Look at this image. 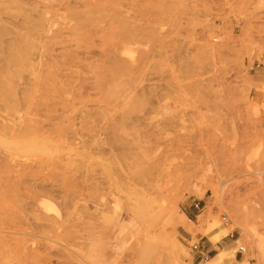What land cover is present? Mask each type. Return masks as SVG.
Segmentation results:
<instances>
[{"label": "rangeland", "instance_id": "1", "mask_svg": "<svg viewBox=\"0 0 264 264\" xmlns=\"http://www.w3.org/2000/svg\"><path fill=\"white\" fill-rule=\"evenodd\" d=\"M0 12L7 43L16 22L29 35L0 69L30 96L0 104V126L21 131L0 136V264H206L192 246L232 234L224 262L264 264V0Z\"/></svg>", "mask_w": 264, "mask_h": 264}, {"label": "bare ground", "instance_id": "2", "mask_svg": "<svg viewBox=\"0 0 264 264\" xmlns=\"http://www.w3.org/2000/svg\"><path fill=\"white\" fill-rule=\"evenodd\" d=\"M14 28L15 29L17 28L19 31H17V33H16V39H14L15 42L13 44L12 43H7V41L4 40V38L7 37L8 30H6V28H2L0 30V48L4 50L5 47H6V50L12 52L10 54L11 57L14 56L13 59H10L9 56H8V58L4 57L3 59L0 60V63H5L6 64L7 69L8 68L11 69V68H14V67L16 68L18 65H20L25 60V57H26V54L24 53V50H25V47H26L25 45H27V40L29 38V35L20 32L22 29L25 30V26L22 23L16 22L15 25H14ZM5 69H6V67H5ZM0 70L2 72V73H0L1 74L0 75V104L2 105L4 110H7L9 103H13L15 101L18 102L19 99H21V100L23 99L26 103H28L27 101L30 99L29 98L30 96L28 98H26L27 97L26 94L23 93L21 91V89H18V87L20 85V82L22 81V76L18 75V70H15L13 72V75L5 74L4 72L6 70L3 72L4 69H0ZM54 75H57V74L54 73ZM20 94H21V96H19ZM32 102L35 103L33 101V99H32ZM35 105H36V107L38 109L39 105L38 104H35ZM32 126L33 127H31V126L29 127L30 128L29 130H31L32 134L38 135L40 133H42V134L43 133H45V134L47 133V132H44L45 131V127H44L43 124H42V127H40L38 125V122H34ZM8 130L9 129H6V128L0 126V136H4V137L5 136H9V135L13 136L14 134L18 135V134L21 133V131L11 130L10 132H8ZM220 197H221V195H220ZM42 206H43V210H45V211H50L51 212V211L54 210V209L52 210V208L49 205L44 204ZM260 243L261 244H259L257 246V250H256V251H258L257 252V257H258V259H260V260L262 259V261H264V239ZM0 255H1V252H0ZM242 264H245V262H243Z\"/></svg>", "mask_w": 264, "mask_h": 264}, {"label": "crops", "instance_id": "3", "mask_svg": "<svg viewBox=\"0 0 264 264\" xmlns=\"http://www.w3.org/2000/svg\"><path fill=\"white\" fill-rule=\"evenodd\" d=\"M229 238L230 239L226 241L218 242L216 245H213L211 242H209L208 238L203 241L201 239L200 253L202 254L213 253L214 254V257L211 258L212 260L210 259V261H208L206 264H218L220 262L221 264H242V263H239L238 258H236L235 263L224 262L225 259L233 257V253L229 249H231L235 243H238V241L236 242L234 240V234H232ZM218 250L220 251L218 252Z\"/></svg>", "mask_w": 264, "mask_h": 264}, {"label": "built area", "instance_id": "4", "mask_svg": "<svg viewBox=\"0 0 264 264\" xmlns=\"http://www.w3.org/2000/svg\"><path fill=\"white\" fill-rule=\"evenodd\" d=\"M200 206H201L200 203H195L193 207H194V209H196V210H200V208H201ZM221 220H222V223H223V224L227 225V224L229 223V216H228L227 214H223V215L221 216ZM191 249H192L193 251H195V252H197V253L200 254V251H201L200 244H194V245L192 246ZM245 252H246V248L243 247V246H241V247L239 248L238 254L242 255V254H244Z\"/></svg>", "mask_w": 264, "mask_h": 264}]
</instances>
